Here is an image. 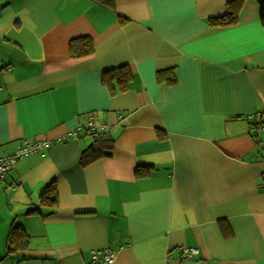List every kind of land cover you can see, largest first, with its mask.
Wrapping results in <instances>:
<instances>
[{"label": "crops", "instance_id": "0c3cea01", "mask_svg": "<svg viewBox=\"0 0 264 264\" xmlns=\"http://www.w3.org/2000/svg\"><path fill=\"white\" fill-rule=\"evenodd\" d=\"M228 1L0 0V158L53 141L0 180V264H85L99 248L115 252L99 264H264V27L255 0L210 24ZM84 37L93 51L70 56ZM121 65L124 90L103 82ZM90 117L111 142L81 165ZM51 183L55 206L39 199ZM14 226L29 242L9 253Z\"/></svg>", "mask_w": 264, "mask_h": 264}, {"label": "trees", "instance_id": "16d2710c", "mask_svg": "<svg viewBox=\"0 0 264 264\" xmlns=\"http://www.w3.org/2000/svg\"><path fill=\"white\" fill-rule=\"evenodd\" d=\"M97 2L105 5L112 6V0H96ZM244 0H230L226 3L227 12L221 16L213 17L209 19L212 25H231L237 22L239 10ZM258 5L259 20L264 27V0H255ZM93 51V43L87 38L73 39L69 41V54L72 57L82 56ZM171 74L170 70H163L158 72L159 78ZM131 71L126 65H121L111 69L104 74L103 82L110 83L111 80H115L118 88L124 90L131 79ZM168 81H173V77L167 76ZM258 129L261 127V120L256 124ZM93 136V142L81 151L79 161L81 165H85L95 158L108 154L111 139L104 134L91 132ZM151 167V166H150ZM149 166L144 167L137 174H147L150 169ZM39 199L42 204L48 206H55L57 204L56 193L54 184L46 185L39 193ZM34 211V210H33ZM29 236L25 233L22 227L14 226L11 228L7 236V252H15L19 249L26 248L28 246Z\"/></svg>", "mask_w": 264, "mask_h": 264}, {"label": "built area", "instance_id": "2783aa9c", "mask_svg": "<svg viewBox=\"0 0 264 264\" xmlns=\"http://www.w3.org/2000/svg\"><path fill=\"white\" fill-rule=\"evenodd\" d=\"M247 119L251 121L252 126L251 130L258 129L257 123L260 122V115L249 114L247 115ZM86 132H97L98 130H102L105 128V125L101 122H96L92 117H90L87 124L83 127ZM74 137L77 135L74 134ZM53 144V141L50 139H36V140H27L24 139L13 152L6 154L5 156L0 158V180L3 175L11 168H13L15 161L27 154L46 150ZM198 254V249L195 247H181L180 248V256L182 258H192L193 256ZM115 259V252L110 248H99L92 249L90 251V261L85 264H99V263H111Z\"/></svg>", "mask_w": 264, "mask_h": 264}]
</instances>
